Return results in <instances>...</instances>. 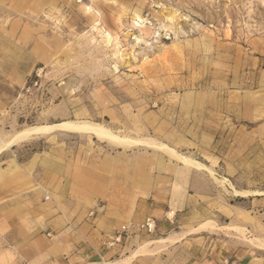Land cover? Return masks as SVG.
Masks as SVG:
<instances>
[{"label": "rangeland", "instance_id": "obj_1", "mask_svg": "<svg viewBox=\"0 0 264 264\" xmlns=\"http://www.w3.org/2000/svg\"><path fill=\"white\" fill-rule=\"evenodd\" d=\"M63 122L137 142L4 149L0 264H264V0H0V144Z\"/></svg>", "mask_w": 264, "mask_h": 264}, {"label": "bare ground", "instance_id": "obj_2", "mask_svg": "<svg viewBox=\"0 0 264 264\" xmlns=\"http://www.w3.org/2000/svg\"><path fill=\"white\" fill-rule=\"evenodd\" d=\"M57 131L66 132V133L91 135L97 139H100L103 141L107 140V141L114 142L117 144H128V143L130 144V143L137 142V141L133 142L129 139H124L119 136H116L112 134L108 129L98 124L87 123V122H63V123L55 124V125L32 126V127L25 128L24 130L13 135L10 139L2 140L0 144V153L4 149H8L9 147L14 146L20 142H24V141L37 138V137L47 136ZM160 148L165 149V146H161ZM195 163L199 167L201 166L199 162H195Z\"/></svg>", "mask_w": 264, "mask_h": 264}, {"label": "built area", "instance_id": "obj_3", "mask_svg": "<svg viewBox=\"0 0 264 264\" xmlns=\"http://www.w3.org/2000/svg\"><path fill=\"white\" fill-rule=\"evenodd\" d=\"M141 228L143 230H146L149 233H153L156 230V222L154 220L148 219V220H146V222L143 223ZM127 233H128L127 228H124L122 230V233L119 234V236H117L116 240L120 241L122 239V234L126 236Z\"/></svg>", "mask_w": 264, "mask_h": 264}, {"label": "crops", "instance_id": "obj_4", "mask_svg": "<svg viewBox=\"0 0 264 264\" xmlns=\"http://www.w3.org/2000/svg\"><path fill=\"white\" fill-rule=\"evenodd\" d=\"M9 226V225H8ZM41 261L40 260H37L36 262H31V263H36V264H39ZM45 262V261H44ZM43 262V263H44ZM17 263H20V264H23V262L21 261V262H19V261H17ZM25 264H29V263H25ZM47 264H59V262L58 261H50V263H47Z\"/></svg>", "mask_w": 264, "mask_h": 264}]
</instances>
